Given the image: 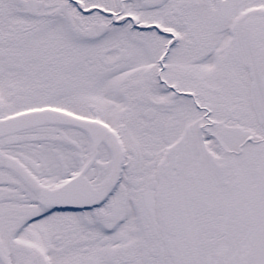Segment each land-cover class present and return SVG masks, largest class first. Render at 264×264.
I'll list each match as a JSON object with an SVG mask.
<instances>
[{
	"label": "snow or ice",
	"instance_id": "6c2138e0",
	"mask_svg": "<svg viewBox=\"0 0 264 264\" xmlns=\"http://www.w3.org/2000/svg\"><path fill=\"white\" fill-rule=\"evenodd\" d=\"M0 264H264V0H0Z\"/></svg>",
	"mask_w": 264,
	"mask_h": 264
}]
</instances>
